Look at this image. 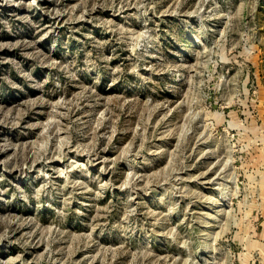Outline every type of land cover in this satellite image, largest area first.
<instances>
[{
	"label": "rangeland",
	"instance_id": "374dc122",
	"mask_svg": "<svg viewBox=\"0 0 264 264\" xmlns=\"http://www.w3.org/2000/svg\"><path fill=\"white\" fill-rule=\"evenodd\" d=\"M0 264H264V0H0Z\"/></svg>",
	"mask_w": 264,
	"mask_h": 264
},
{
	"label": "bare ground",
	"instance_id": "6f19581e",
	"mask_svg": "<svg viewBox=\"0 0 264 264\" xmlns=\"http://www.w3.org/2000/svg\"><path fill=\"white\" fill-rule=\"evenodd\" d=\"M228 188V187H227Z\"/></svg>",
	"mask_w": 264,
	"mask_h": 264
}]
</instances>
